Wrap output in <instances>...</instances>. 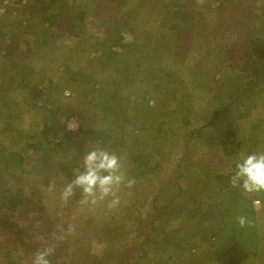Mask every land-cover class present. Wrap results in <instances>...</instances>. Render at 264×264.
Masks as SVG:
<instances>
[{"label":"trees","instance_id":"trees-1","mask_svg":"<svg viewBox=\"0 0 264 264\" xmlns=\"http://www.w3.org/2000/svg\"><path fill=\"white\" fill-rule=\"evenodd\" d=\"M11 2L15 5L10 2L5 5L8 16H0L3 22V25L0 23V78L5 82L0 87V122L7 132L13 133L16 142L28 139L30 143L21 150H8L4 157L0 154L3 160L0 162V246L4 247L7 264H26L27 258L43 243L56 245L52 264H80L75 257L66 259L63 255L65 260L58 259L62 252L60 247L67 242L68 219L74 220L67 214L68 206L63 208L64 215H50L47 209L65 203L48 201L38 189L39 182L47 184L54 177L56 180L57 174L67 183L73 179V170L80 166V160L68 162L57 156L59 148H65L70 138L84 134L83 139L91 134L101 141L114 139L110 151L116 146L129 149L133 167L130 171L135 178L155 171L147 144L158 150L161 143L152 139L143 141L141 132L126 133L125 123L132 121L128 113L130 107L152 114L156 110L164 111L167 115V111L179 112L189 104L188 109L194 110V118L198 121L192 131L208 145L205 154L210 155L213 145L221 143L227 156H237L241 143L237 142L238 131L230 127L233 125L231 115L237 113V118H244L246 112L259 108V98L264 96V24L250 22L258 10L264 20V0L260 5L259 0H192L194 6L202 4V11L188 10L191 0H94L92 9L77 0ZM28 5L31 8L26 11ZM15 10L20 14H14ZM92 10L98 13L101 34H89V38L80 39L86 34ZM27 13L30 16L26 18ZM145 14L147 23L152 21L155 25L153 28L148 23L152 30L141 31L131 22L132 18ZM232 22L241 31L230 35L226 27ZM11 24L18 27L22 37L19 38L16 30H5ZM125 32L132 34L131 40L125 38ZM24 35L30 38L24 39ZM88 46L98 55L99 71L94 73L73 63L76 61L73 51ZM51 51V60H59L63 66L64 76L57 84L58 91L53 85L46 86L41 78L43 73L36 72L34 67ZM136 71L140 73L136 75ZM137 82L136 97L140 99L134 98L129 104L130 96L123 99L125 90ZM194 83L197 90L204 93L203 99L198 97L202 94L196 93L193 101L190 88ZM65 90L75 91L78 96L65 101ZM51 96L55 99L51 100ZM89 104L99 105L102 113L112 114L108 132L97 134L93 128H87ZM75 107L83 109L87 115L77 130H69L60 117H69V110ZM61 110L62 116L58 112ZM17 112L31 117L29 126L16 124ZM262 126L256 123L257 128ZM214 127L220 128L221 133H213L210 129ZM129 133H134L135 140L147 144L137 148L136 142L126 143ZM207 139L213 140L208 142ZM257 142V137H249L243 143ZM204 143L200 148L205 147ZM30 149L38 154L41 162L28 171L26 162ZM198 161L194 162V168L187 165L190 173L185 174L192 179L198 174L194 176L195 184L187 178L183 182L189 184L188 187L162 180L158 187L160 199L151 200L146 206L147 198L145 204L141 203L144 215L142 212L138 215L137 208L125 207L116 210L118 216L109 210L107 214L95 215L96 218H86L85 222L79 219L72 224L75 236L79 235L75 232L81 224L108 230L107 248L114 254L123 252L121 258H137L133 264H140V259L146 256V244L143 242L140 253L135 252L132 240L138 242L149 229L145 241L156 245L158 255L168 252L171 258L179 254L181 259H175L177 264H195L199 257L194 250L199 240H194V236L201 234L202 242L215 241H211L215 264H243L258 245L253 241L257 235L255 239L250 237L257 232L253 197L264 202V192L246 194L233 188L230 178L234 164L211 173L213 179H203L208 177L210 170L204 175L205 169L195 173ZM28 175H39L42 179L32 183ZM197 188L204 192H196ZM79 195L77 190L71 199ZM238 215L247 216L250 225L241 228L236 222ZM174 222H182L179 234H174ZM166 228H170L167 233ZM94 229H90L91 234L95 233ZM143 229L145 233H141ZM181 231L184 234H180ZM61 234L65 236L63 240L53 239L54 235ZM159 260L160 264H165L161 258ZM114 263L106 259L89 262Z\"/></svg>","mask_w":264,"mask_h":264},{"label":"rangeland","instance_id":"rangeland-1","mask_svg":"<svg viewBox=\"0 0 264 264\" xmlns=\"http://www.w3.org/2000/svg\"><path fill=\"white\" fill-rule=\"evenodd\" d=\"M93 1L94 0H77V2L82 3L83 5H86L90 9H92ZM0 2H2L0 3L1 4L0 5V16H2V14L4 15L3 17H5V15L8 16L6 14L7 12L5 11L7 9L5 8V5L9 4V2H10V5H13V4L15 5V3L11 2V0H0ZM261 2L262 0H259V5L261 4ZM25 8L27 11L29 10V8H31V6L28 5ZM193 8L201 10L202 4L200 5L196 4L194 6V3H192V0H191V3L189 4V6H187V9L193 10ZM13 13L20 14L18 10H15ZM29 16L30 15L27 13L26 18ZM90 17L91 18L88 19V24L85 27L86 34L83 37H80V39L89 38L88 36L89 34L90 35L91 34H97V35L101 34L102 30L100 28L101 23L98 20L99 19L98 13L92 10ZM261 17H262L261 12L258 10L251 17L250 22L253 24L258 23L259 26H261V24H264V20H261ZM147 20L148 19H146V14H145V16L139 15L138 17L132 18L131 22L133 24H137L138 29H140L141 31L152 30L149 27V24L152 25L153 28H155V25L151 23L152 21L148 22L149 23L148 24ZM0 23L3 25L1 18H0ZM13 24L8 25L7 28H5V30L6 31L16 30L17 32L20 33V36L18 35L19 38L22 37L23 33L17 29L18 27L16 28V26H13ZM37 28H40V27L37 26ZM226 28L230 30L229 32L230 35L236 34V31H241V28H236L233 22L231 24H228ZM3 30H4V27H3ZM35 30H36V27L33 30V32H35ZM124 35L127 40H131L132 38L131 33L125 32ZM23 38L24 39L30 38V36L26 37V35H24ZM50 43L53 44L55 42L51 41ZM24 44L25 43H22V46H24ZM116 49H119V48L116 47ZM51 56H52V51L47 54L45 59H39L38 63H36L34 67H35L36 72L39 71L41 72V74L43 73L41 75V78L44 79L43 83L46 86L53 85L55 90L58 91L56 89L57 84L61 80V78H63L64 76L63 66L60 64L59 60H55V61L51 60ZM73 56L76 59V61L73 63L77 66L81 65V67H83L86 72L94 73V71H99V66L97 64L98 62L97 52H93L90 46L84 47V50L73 51ZM139 73L140 71H136V75H138ZM4 85H5V82H3L2 78H0V87H3ZM137 85H138V82L135 83V85L130 84L128 85L129 88L125 90L123 99H125L127 96H130L128 100L129 104H131L134 98L140 99L139 97H136L138 95V93L136 92H138V89H139ZM191 89H193V92L191 93L193 101H194V95H196V93L198 95L202 94L201 97L198 96L199 98L201 99L204 98L203 97L204 93H202V91L197 90L196 83H194L193 87L190 88V90ZM70 93L72 96L67 95V98L65 99V101L67 100L70 101L71 97L78 96V94L75 91L74 92L71 91ZM56 95L59 96L58 94ZM42 99H43V103H45L44 101L45 97H42ZM50 99L54 100L55 98L51 96ZM259 102H260V106H258L259 108H253L254 110H252L251 113L246 112L245 113L246 116L242 119H239L236 117L237 113L236 115L234 113L231 115V119L233 120L231 124L233 125L232 126L230 125V127L238 131L237 132V142L241 143V149L237 153V156L234 154L227 156L221 143H216V145L215 144L213 145L212 153H210V155L205 154L207 153L208 145L204 143L201 138H197L194 132L192 131L193 128L196 127L194 126V124L197 123L198 121L196 118H194V110L193 112H191L188 109L189 104H187L185 108H182V110H180L179 112L172 111V110L171 112L169 110L167 111L168 113L167 115L164 113V111L156 110L154 114H152V113H145L144 111L135 110L133 107H130L128 109V113L130 114L129 116L132 117L131 118L132 121L125 123L126 133L129 131L141 132L140 137L142 138L143 141L152 139L154 140V142L161 143V148L156 150L154 146L149 145V143L147 144V143H143V141L141 140H135L134 133L132 134L129 133L126 135V139H127L126 143L136 142L135 147L137 148L144 147V145L147 144L149 146L148 150L152 154V158H153L152 163L154 165L153 168L155 169V171L154 170H153L154 172L148 171L145 173V175L139 176V178H135L132 172L130 171V169H132L133 167H132V161L129 158V149L126 147H122V146H116V148L112 149V151L115 152L116 154L119 152V155L118 154L117 155L121 158V161L124 165V169L126 170L128 176L134 177L136 179V185L132 189L122 188L121 191L118 193L120 200H121L119 209L120 208L123 209L125 207H128V208L130 207L133 209L137 208L135 212L138 215L141 214L142 212V214L144 215L143 210H142V207L145 204L144 200L147 198V203L145 204L146 206L151 200L160 199L159 195H161L160 194L161 190L160 188L158 189V187H160V183L162 180H164L165 182H168V183L170 182L174 184L182 183L185 187H188L189 184L185 185L183 182V180L184 179L186 180L187 178V179H191V181H194V184H195L196 177L194 178V176L198 174L193 175V179L191 177L188 178V175H185V174L190 173L188 171L189 169L188 166L191 165L193 167L194 162L197 160H199L200 162L199 161L196 162V166L198 167L195 173H200L201 171L205 169L203 173L201 172L202 175H204V174H207L206 170H210V173H209L210 175L208 174V177L203 178V179H209L210 177L213 179V176L211 175V173L216 172V170H219V169H224L229 165H233V161L237 159L238 156H241V155H244L250 152L264 151V96H261L259 98ZM88 106L90 109L88 111L90 115H89V120H88L89 125L87 126V128H93L97 132V134L98 132L100 133L101 132L104 133L105 131L108 132L109 131L108 129L111 125L110 122L112 119L111 118L112 114L110 115L109 113H102V111L100 110L101 106L99 105L94 107L89 104L87 105V107ZM61 108L62 107H60V109ZM79 109L80 108H77V107H75L74 109L71 108L69 110L70 116L67 118L63 115L64 112H62V110L58 111L59 113H61V116L63 115L62 117H60V120L66 124L69 130H77L79 126L81 125V123L84 121L85 115H87L86 114L87 112H85L83 109L82 110H79ZM162 110L164 109L162 108ZM59 113H56V114H59ZM17 115L18 117L16 116V118L14 119L17 125H20V126L25 125L26 127L30 125L29 122L31 121V117L27 113L20 114L19 112H17ZM249 115L251 116L249 117ZM188 120L190 121L189 123H187ZM256 123H259V125H263V126L257 128ZM252 124H254L255 126H253ZM2 126L3 124H1L0 122V154H2L3 157L8 150H21L22 148H25L28 143H30V140L28 139L24 140L22 143L16 142V139H15L16 137L14 138V136L12 135L13 133L11 134L10 132H7ZM218 127H219V124H218ZM218 127H214L213 129H210V130L213 133L214 132L221 133L222 130H220V128ZM224 128L226 129L228 128V126H224ZM255 129L256 131H254ZM258 133L260 134V137H258ZM95 134L96 133H94V135ZM110 134L114 135L115 133L111 132ZM82 136H84V134L83 135L80 134V136L70 138L67 141L68 144L64 146L65 148H59L57 156H59L60 159H64L65 161H68V162L77 161V159H79L81 162L83 155L87 151L95 147H103L104 145V148L109 147V151H110L112 146H114V143H113L115 141L114 139H110L109 141L107 140L101 141L99 138L96 139L95 136L91 134L85 135L86 138L84 137L83 139L81 138ZM122 136H124V132ZM223 136H224V133H223ZM135 137L139 139V136H135ZM249 137L250 138L252 137L253 139L257 137L259 139V142H257L256 144H250V145H248V143H243L246 140V138H249ZM213 139H210V140L207 139V141L209 142V141H212ZM203 143L205 144V147H203L202 149V147L200 148V146ZM194 146H196V148H194ZM1 160L2 158H0V162ZM40 162L41 161H40L38 154L30 149V155L28 157V161L26 162L27 163L26 168L28 169V171H31L34 168V166L38 165ZM192 174H194V172ZM49 176L51 177V179L53 178V174L51 172L49 173ZM24 178H27V175H25ZM28 179L30 181L32 180L31 182L34 183L35 181L33 180L38 181V180H41L42 177L39 175H28ZM66 184L67 182H65L63 177H59L58 174L56 175V180L54 177V180L49 181L47 184H44L42 182L38 183V189L42 191L43 195L46 197V199H48V201H54V200L58 201L59 200L61 201V203H65L64 205L60 204L61 205L60 207L56 206L55 208L54 206L52 210L47 209L46 210L47 213H49L50 215L56 214L57 216L59 215L62 216L65 213L63 208L65 207V205L66 207L68 206L67 214L71 218L74 219L73 221L68 219V223H67L68 226H73L72 224L74 223V221H76L77 223L78 222L77 220L79 219H82V221L85 222L86 218H89L92 216L95 217V215L107 214L109 209L106 207L105 202H100L95 206H82L79 203L81 199L80 195H79V198L71 199L70 202H69L70 199L67 202L62 201L60 198V193ZM219 185H222V184L219 183ZM198 190L200 191V193L204 192V189L201 190L197 188L196 192H198ZM192 193L194 192L192 191ZM253 200H254L253 206L256 212V221H257L256 223L257 224L255 228L257 229V232L254 231V235L250 237L252 239H255L256 238L255 235H257L258 240L255 239L253 241H255L258 245L255 251L250 252L248 258L244 261L243 264H264V202L262 199H258L255 197H253ZM142 202H144L143 205L141 204ZM69 210L71 211V214ZM110 211H113L114 214L118 216V212L116 210H110ZM112 213L110 212V214ZM135 216L137 215L135 214ZM180 223L182 222H174L173 224V230H175L174 234H179L178 228L180 226ZM68 228L69 227H67L66 229ZM91 228L94 229L95 227H90V225L88 224H81V227L76 229V232H75V233H79V235L75 236L74 232H72L70 235L66 234L67 242L64 245H62V247H60L62 248V252H61L62 256L59 255L58 259L63 258L65 260V257L66 259L67 258L72 259L75 257L76 258L75 261H79L80 264H89V262L93 263V261L98 262L100 260H105V259L109 261L114 260L115 261L114 264H118L120 262H123L126 264H133L135 262L137 258L135 259L132 257L130 258L131 260L127 259L126 256L124 258H121V255L123 254V252L114 254V252H112L111 249L107 248L106 239H108L107 234L109 236L108 230L95 228L94 229L95 233L91 234L92 233L90 232ZM148 231L149 229H146V234L148 233ZM167 231H170V228H166L165 233H167ZM141 233H145V230L142 231ZM146 234H143L141 236L142 238L138 240V242L134 240H132L133 242L131 241L132 243H135L133 247L134 251L139 252V253L142 251L143 242H145L146 244V247H145L146 256L140 259V264H145V263L160 264L159 263L160 258H161V261H165V264H177L175 259H181L179 257V254L178 255L174 254L173 256H171V258L169 257L168 252H165V253L163 252L160 255H158L156 251V245H154V243L152 242L147 244V242L145 241ZM180 234H184V232L181 231ZM185 234L189 235V233H185ZM134 235L135 234L133 233V237ZM196 239H198L199 241H198V245L196 246L197 249L194 250L195 251L194 254L195 253L197 254L196 257H199V260L195 264H215L214 263L215 259H213L214 248L212 246V242H215V241L211 240L212 242L211 241H208L206 243L202 242L201 234H196L194 236V240ZM125 242L127 241L125 240ZM140 242L142 244H140ZM127 260H130V261H127ZM7 261L8 259L5 255L4 247L0 246V264H7Z\"/></svg>","mask_w":264,"mask_h":264},{"label":"clouds","instance_id":"clouds-1","mask_svg":"<svg viewBox=\"0 0 264 264\" xmlns=\"http://www.w3.org/2000/svg\"><path fill=\"white\" fill-rule=\"evenodd\" d=\"M64 94L70 95V90H65ZM233 164L230 178L233 188L246 194L264 192V151L241 155ZM135 185L136 179L128 176L121 158L115 152L95 147L83 155L80 166L73 170V179L61 190L60 198L67 202L79 190V203L82 206H95L105 202L109 210H117L121 203L118 193L122 188L132 189ZM236 222L241 228L250 225L245 215H238ZM73 231L74 228L69 226L67 234L70 235ZM64 238V234L53 236L54 240ZM55 253V244L43 243L27 258L26 264H52L51 257Z\"/></svg>","mask_w":264,"mask_h":264}]
</instances>
